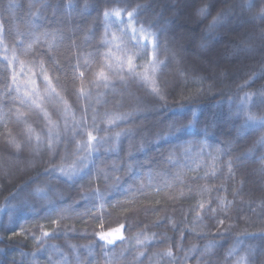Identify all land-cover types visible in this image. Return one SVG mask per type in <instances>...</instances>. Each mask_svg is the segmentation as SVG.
I'll use <instances>...</instances> for the list:
<instances>
[{
  "label": "trees",
  "instance_id": "trees-1",
  "mask_svg": "<svg viewBox=\"0 0 264 264\" xmlns=\"http://www.w3.org/2000/svg\"><path fill=\"white\" fill-rule=\"evenodd\" d=\"M247 2L0 0V81L10 79L14 69L21 92L31 79L43 92L42 77L34 76L39 68L32 62L43 61L51 68V57L61 71L49 75L63 97V102L44 105L51 123L18 101L0 104V264H49V256L59 264L61 253L68 264H235L249 250L252 264H264V146L257 143L264 129L238 134L245 114L264 116V77L240 87L264 67V21L250 18ZM137 4L138 20L159 34L158 59L166 66L157 70L156 79L163 100L139 81L126 87L117 83L114 89L91 83L104 62L115 66L132 53H141L140 59H133L137 71L148 65L151 45L143 55L130 30L123 31L126 24L121 18L106 22L103 16L106 8L130 10ZM205 4L210 5L208 12L198 15L197 9ZM261 7L264 2L256 0L252 11ZM183 9L191 11L193 26L179 20ZM228 9L229 16L211 28L217 14ZM106 23L111 43L104 46ZM186 31L194 33L202 63L213 65L210 57L223 51L224 63L215 71L208 65L189 66L190 54L177 51V35ZM244 43L251 51L241 50ZM182 47L194 52L190 43ZM14 53L19 62L10 64ZM104 71L107 74V68ZM81 88L91 95H82ZM248 94L251 98L245 101ZM242 104L244 114L237 117ZM16 109L26 121L17 118ZM193 110L200 123L187 134L157 135L167 131L171 119ZM106 112L132 116L110 125ZM94 113L96 126L105 129L89 127L94 136L114 138L129 129L133 135L103 144L71 180L45 175L56 166L70 169L86 155L77 153L81 137L72 139V126L82 116L91 125ZM49 129L61 137L54 157L48 151ZM177 144L180 150L170 156ZM121 225L124 239L114 245L96 235ZM12 230L21 234L13 236ZM42 231L55 233L47 244L58 246L60 252L41 251L31 235L40 236ZM69 245L79 247L73 251ZM169 249L171 258L162 255ZM230 249L236 252L229 257Z\"/></svg>",
  "mask_w": 264,
  "mask_h": 264
},
{
  "label": "snow or ice",
  "instance_id": "snow-or-ice-1",
  "mask_svg": "<svg viewBox=\"0 0 264 264\" xmlns=\"http://www.w3.org/2000/svg\"><path fill=\"white\" fill-rule=\"evenodd\" d=\"M261 2H264V0H261ZM69 8L72 7V4L69 3ZM140 5H136L135 7H132L130 10L129 8H123V9H105L103 11V16L105 18V21L111 20L113 17L121 18L120 22L126 24V28L123 29V31H129L131 34V39L135 42V45L139 46L142 50L143 55H148L149 51V45H151V59L148 62V65L146 66H139L143 67L144 71L140 72L137 71V65L134 64L133 59H140L141 53H132L131 55H127L126 61L121 60L119 61L118 65H113L107 62H104L102 64L101 70L96 73L97 79L91 81L93 86H100L103 85L105 88H116L117 83L123 86H127L128 83L137 82L139 81V84L141 87L149 86V91L151 94H154L159 99L163 100L165 97L161 92V88L157 82L156 79V73L157 70L161 66H166V61L159 60V52H160V40H159V34L157 32L151 31L149 28H146L143 23H141L138 20L139 15V9ZM256 7V0H248V2L245 5V8L250 13V18L252 20H262L264 21V7H261L258 11H252L253 8ZM210 8V5H203L199 9H197L198 15H204L208 12ZM231 9H228L226 11H222L217 14L216 18L213 21V24L210 25L211 28H214L219 24L221 21L225 19V17L229 16V13L231 12ZM126 14V20L122 19V17ZM108 27L107 23L105 26V36L103 38V45L107 46L109 43H111L108 39ZM115 39V38H113ZM261 39L264 40V33L261 35ZM142 41L144 43H142ZM0 43H3V29L2 26H0ZM31 47V46H29ZM242 51H251V49L247 46L246 43L241 45ZM25 54H27V50L25 51ZM107 59H111V57L105 53L103 54ZM7 59V57H5ZM19 62V58L15 55H13V61L10 62ZM49 62L51 63V68L45 67V62L40 61H33V67L39 68V71L34 73V76L36 77H42L43 82V92H41L37 86H36V79L29 80L24 85V91L21 92V87L19 83L17 82V75L15 70L13 69L10 75V79L6 78L2 81H0V84L3 85L2 88H0V104H8L11 102L18 101L19 105L26 106L29 109L39 112L43 114V117L48 120L51 123V117L48 113V111L45 109V104H52L53 102H63V97L60 96L59 92L56 90V86L53 85V77L49 75V72H56L61 71L59 66L56 64L54 60H52L51 57H49ZM23 63H21V67H23ZM104 68H107L108 72L104 71ZM111 76H116L118 80L116 82L111 80ZM264 77V67H261L260 71L253 72L251 74V79L248 81H245L244 85H241L240 87H246L250 86L252 80ZM79 79H84V72H79ZM80 93L82 95H91V93H84L83 88L80 89ZM264 95V93H262ZM251 98V94L246 95L245 101ZM244 105H241L240 111L237 112V117H239L241 114H244L243 112ZM65 111H67V106L65 105ZM17 118L23 117V119L26 121L27 117H24L23 113L19 112V109H16ZM96 113L93 114L91 117L92 124L88 125L84 123V117H81V121L78 124H73L72 130H73V137L72 139H75V136H80L81 140L77 145V153H85L86 155H82L80 157V160L74 164L70 169H66L65 167L56 166L51 169H47L45 171V175L49 176H55L57 179L66 178L68 180H71L74 178V176L78 175L80 172L83 171L84 167H87V161L88 157L92 155L95 151H98L99 147H101L105 143L112 142L113 139H119L120 136H128L131 137L133 135L132 131L126 130L124 132H117L115 134L114 138H108L105 139L103 137H97L92 134V131H89V127L93 128V130L96 131H102L105 129H99L96 126ZM132 116V113H123L120 115H114L110 113H104V117L108 119L110 125H115L117 121H129L130 117ZM200 120L197 112L195 110L191 111L190 114L186 116H180L175 119H171L167 124V131L164 133H158V136H168V137H176L179 138L185 134L188 133V129L194 128L197 125H199ZM53 127H56V125H53ZM248 129H264V116L257 117L253 114L247 113L245 114V120L244 123L240 126L238 134H243ZM68 125L67 122H65V131L67 132ZM31 131V129H29ZM207 131V128H205V132ZM86 134L87 139H83L84 135ZM39 139V138H38ZM61 142L60 133L56 132L55 135H53V132L51 129L48 131V151L53 153V157L57 154L56 149L58 148L59 143ZM95 142V143H94ZM12 143L15 144V147L17 149L20 148V144L15 143V141H12ZM185 145L188 144V141L184 142ZM258 144L264 146V136H262L258 141ZM181 148L180 144H177L174 149L170 150V156L173 152H178ZM251 151V149H249ZM264 159V158H262ZM264 171V169H262ZM117 183H119V178H116ZM37 191H41L40 189H37ZM24 206H27V202H24ZM203 207V205H201ZM221 224H223V221H220ZM124 226L121 225L119 228L112 229L108 232L101 231L99 233H96L100 241H104L107 245H114L117 240L123 241L124 237L121 235V229ZM23 231V230H22ZM21 233H17L14 230H12V235H19ZM55 233H49L47 231H42L40 236H36L34 234L31 235V238L33 240H36L37 243L41 247V251H48L49 249H52L56 252H60V249L56 245H48L47 240L51 238ZM183 239V237H181ZM138 243L140 241L138 240ZM69 247L76 251V249L79 247L77 245H69ZM211 246H206L205 252L208 251V249ZM189 251H195V249H190ZM236 252V249H230L227 256H232ZM251 250H249L246 254L240 255L236 261L235 264H252L251 257ZM22 255H27L22 253ZM33 258L37 256V253L33 252L31 253ZM162 255L172 257V251L169 249L167 252L163 253ZM61 261L59 264H68L67 257L64 256L61 253ZM187 258V257H186ZM49 264H55L53 262L52 257H48Z\"/></svg>",
  "mask_w": 264,
  "mask_h": 264
},
{
  "label": "rangeland",
  "instance_id": "rangeland-1",
  "mask_svg": "<svg viewBox=\"0 0 264 264\" xmlns=\"http://www.w3.org/2000/svg\"><path fill=\"white\" fill-rule=\"evenodd\" d=\"M190 10H184L181 12L182 14L179 15V20H184L187 22V26H193L194 23H195V20H191V14H190ZM196 36V34H195ZM196 40V37H194V33H191L189 31H186L184 32V34L180 33L177 35V41H178V45L180 47H185L186 45H188V43L191 44V46L193 47V53H187L184 48L183 50L178 46L177 47V51L179 53H182L183 56H186L188 54H190V57L189 59L187 60L188 63H189V66H191L192 68H196L197 66H200V65H203V67H206L207 65L208 66H211L212 70L215 71L217 66L224 63V58H226V54L223 52H217L219 51L220 49H218L216 52L217 54H213L211 57H210V62H212L213 65H210V64H205V63H202V57L199 55V53L197 52L198 51V46H197V41ZM196 44V46H195ZM176 51V50H175ZM176 51V52H177ZM226 64V62H225ZM230 65V63H228ZM240 65V64H239ZM239 65H237L239 67Z\"/></svg>",
  "mask_w": 264,
  "mask_h": 264
}]
</instances>
